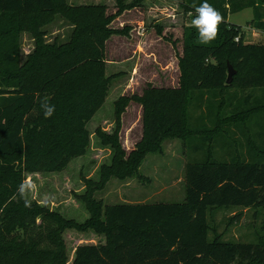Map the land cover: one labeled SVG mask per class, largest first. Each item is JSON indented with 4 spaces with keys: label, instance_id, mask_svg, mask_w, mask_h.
I'll list each match as a JSON object with an SVG mask.
<instances>
[{
    "label": "trees",
    "instance_id": "16d2710c",
    "mask_svg": "<svg viewBox=\"0 0 264 264\" xmlns=\"http://www.w3.org/2000/svg\"><path fill=\"white\" fill-rule=\"evenodd\" d=\"M116 1L119 13L123 4ZM202 2L182 0L181 5L197 12ZM208 2L223 22L207 44L194 26L184 29L178 85L148 83L142 94L131 96L142 107V137L126 158L118 141V113L126 96L116 103L121 105L114 132L103 136L114 150V171L108 174L133 171L146 153L160 152L163 139H181L188 158L184 200L121 202L106 205L101 213L91 207L90 220L76 226L26 203L16 179L24 169L60 170L85 152L86 122L101 106L113 77L105 73V41L126 30L109 27L116 13L105 14L102 5L0 0V264L45 259L67 264L62 234L68 229L103 236L77 244L70 264H264V217L256 242L227 241L220 233L211 238L207 221L208 209L264 211V95L254 92L264 86V40L245 41L239 25L227 21L231 12L252 7L251 24L264 32V0ZM55 13L73 28L66 42L47 44L42 27ZM24 30L33 34L35 47L20 62L17 43ZM226 61L236 70L230 83L251 88L236 103L223 94ZM45 104L54 107L51 116L44 115ZM239 138L249 146L243 149Z\"/></svg>",
    "mask_w": 264,
    "mask_h": 264
},
{
    "label": "rangeland",
    "instance_id": "374dc122",
    "mask_svg": "<svg viewBox=\"0 0 264 264\" xmlns=\"http://www.w3.org/2000/svg\"><path fill=\"white\" fill-rule=\"evenodd\" d=\"M182 0H121L118 12L116 0H65L69 7L102 5L105 14H115L109 27L125 33H112L105 41V73L113 77L106 86L104 101L86 122L88 146L82 155L73 157L60 170L24 169L17 184L28 181L31 187L22 194L27 202L63 219L64 224H84L90 220L91 207L100 213L109 204L182 202L185 197L184 165L187 148L179 138L163 139L161 150L148 152L135 170L108 174L114 171L111 143L103 136L115 130L119 114L118 141L124 158L142 137L141 104L132 99L140 95L147 84L153 86L178 85V57L182 54L184 29L193 26L197 12L185 10ZM252 7L228 14L227 21L239 25L242 37L252 43L262 42L264 32L255 29L251 20ZM52 21L42 27L43 42L62 43L69 39L73 25L61 14H53ZM17 53L23 62L35 47L33 34L24 30L19 34ZM8 44L3 45L7 48ZM14 51L13 49H10ZM229 62V61H228ZM230 63V62H229ZM227 69V61H226ZM227 78V70L225 80ZM224 98L233 103L250 93V87L227 83ZM222 91V90H221ZM255 95H264V86L255 89ZM126 96L124 107L116 114L117 101ZM252 103L249 102L250 105ZM235 138V137H234ZM241 146H249L239 138ZM108 174V175H107ZM107 175V176H103ZM256 212V215H253ZM264 211L260 208L221 207L207 211L208 236L220 233L222 239L232 242H256L255 231L261 229ZM66 243L68 263L77 244L103 239L101 233L78 232L72 229L62 234ZM53 264H62L55 260ZM38 264H48L41 260Z\"/></svg>",
    "mask_w": 264,
    "mask_h": 264
},
{
    "label": "clouds",
    "instance_id": "9594fccd",
    "mask_svg": "<svg viewBox=\"0 0 264 264\" xmlns=\"http://www.w3.org/2000/svg\"><path fill=\"white\" fill-rule=\"evenodd\" d=\"M196 11L198 15L192 21V25L198 30L200 41L207 44L216 38L218 25L223 22V17L222 14L208 2V0H203ZM44 107V115L51 116L54 112V107L47 104H45ZM29 187H31L30 182L25 181L21 183L19 190L23 194Z\"/></svg>",
    "mask_w": 264,
    "mask_h": 264
},
{
    "label": "water",
    "instance_id": "95a60500",
    "mask_svg": "<svg viewBox=\"0 0 264 264\" xmlns=\"http://www.w3.org/2000/svg\"><path fill=\"white\" fill-rule=\"evenodd\" d=\"M236 73L235 68L232 66L231 63L227 61V78L226 83H230L233 79L234 74Z\"/></svg>",
    "mask_w": 264,
    "mask_h": 264
},
{
    "label": "built area",
    "instance_id": "2783aa9c",
    "mask_svg": "<svg viewBox=\"0 0 264 264\" xmlns=\"http://www.w3.org/2000/svg\"><path fill=\"white\" fill-rule=\"evenodd\" d=\"M238 39H239L238 37H235V41H238Z\"/></svg>",
    "mask_w": 264,
    "mask_h": 264
},
{
    "label": "crops",
    "instance_id": "0c3cea01",
    "mask_svg": "<svg viewBox=\"0 0 264 264\" xmlns=\"http://www.w3.org/2000/svg\"><path fill=\"white\" fill-rule=\"evenodd\" d=\"M245 8V7H244Z\"/></svg>",
    "mask_w": 264,
    "mask_h": 264
}]
</instances>
